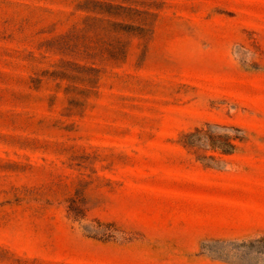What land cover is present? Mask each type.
<instances>
[{"label":"rangeland","instance_id":"374dc122","mask_svg":"<svg viewBox=\"0 0 264 264\" xmlns=\"http://www.w3.org/2000/svg\"><path fill=\"white\" fill-rule=\"evenodd\" d=\"M0 264H264V0H0Z\"/></svg>","mask_w":264,"mask_h":264},{"label":"trees","instance_id":"16d2710c","mask_svg":"<svg viewBox=\"0 0 264 264\" xmlns=\"http://www.w3.org/2000/svg\"><path fill=\"white\" fill-rule=\"evenodd\" d=\"M228 146L231 147V148L233 147L231 144H228ZM262 241H263V239H260V240H258V241H256V242L259 243V242H262Z\"/></svg>","mask_w":264,"mask_h":264}]
</instances>
